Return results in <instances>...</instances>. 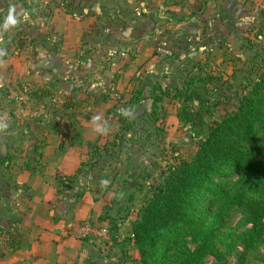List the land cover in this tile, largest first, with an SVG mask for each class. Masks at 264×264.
Instances as JSON below:
<instances>
[{
  "label": "rangeland",
  "instance_id": "obj_1",
  "mask_svg": "<svg viewBox=\"0 0 264 264\" xmlns=\"http://www.w3.org/2000/svg\"><path fill=\"white\" fill-rule=\"evenodd\" d=\"M13 7L18 23L0 29L10 50L0 61V161L12 157L0 179L19 181L27 198L32 188L24 180L33 176L45 199L67 198L56 229L65 237L52 231L47 239L57 256L39 264H139L131 223L168 172L194 158L214 121L238 108L244 87L261 72L264 0H0V22ZM67 8L69 18L53 22ZM207 77L211 85L201 80ZM187 82L197 91L189 104L193 123L179 119L182 104L172 96L152 113L154 87L176 93ZM135 96L140 103H128ZM109 109L132 116L130 134ZM97 124H106L107 133L95 131ZM240 180L237 173L217 182L234 194ZM250 228L243 208L230 210L220 229L229 237L219 245L226 259L203 264H264V245L245 256L234 238ZM44 232L33 234L42 247Z\"/></svg>",
  "mask_w": 264,
  "mask_h": 264
},
{
  "label": "trees",
  "instance_id": "obj_2",
  "mask_svg": "<svg viewBox=\"0 0 264 264\" xmlns=\"http://www.w3.org/2000/svg\"><path fill=\"white\" fill-rule=\"evenodd\" d=\"M33 42L38 43L36 39ZM7 46L8 40L0 42V48L7 53L0 61L7 60L10 52ZM201 80L211 85L214 79ZM189 88L190 82L176 93L154 87L159 95L153 100L152 113L157 114V106L172 96L182 104L179 119L193 123L197 113L192 112L189 104L197 91ZM241 96L238 108L214 121L194 158L168 172L163 184L154 189L138 218L131 223L129 238L139 254V264H203L208 257L224 262L226 256L219 245L225 244L229 237L222 234L221 223L237 207L243 208L251 225L245 234L233 236L244 246L245 256H253L257 245H264V65L257 78L248 81ZM133 97L128 103H140L137 96ZM103 99L105 103L110 101L108 97ZM201 103L209 106L202 97ZM116 110L109 109L107 114L116 119L125 135L130 134L136 122L130 115L116 114ZM7 158L0 161V167L6 162L10 164L12 157ZM237 173L241 180L234 194L226 191L225 184L217 182ZM250 194L257 200L249 199ZM208 197L210 201L206 202ZM110 224L109 232L115 239L118 230L113 221ZM188 239L196 244L194 249L188 246Z\"/></svg>",
  "mask_w": 264,
  "mask_h": 264
},
{
  "label": "crops",
  "instance_id": "obj_3",
  "mask_svg": "<svg viewBox=\"0 0 264 264\" xmlns=\"http://www.w3.org/2000/svg\"><path fill=\"white\" fill-rule=\"evenodd\" d=\"M64 12L62 14L60 12L55 13L53 22L56 23L64 17L69 18L67 10ZM59 28L62 27L59 26ZM23 171H26V169ZM11 173L13 172L11 171ZM20 176L21 181H23L25 178L23 177L22 180V175ZM6 180L8 181L0 179V244H3V247L0 246V264H39L44 260L45 262L50 259L53 260L57 256H54V254H57L56 250L58 249L54 248L52 242L47 239L54 238L52 231L65 237L61 231H56V229H61L59 218L64 219L63 216L67 214L62 209L67 198H55L53 196L45 199L43 195L44 186L35 182L33 176H27V179L24 180L28 183L29 188H32L29 191L30 194L27 195L29 198H25L22 195L21 188L17 186V184H20L19 181H14L11 184L9 179ZM17 199H19V202L14 204L13 201ZM26 223L29 229L32 230L29 235L25 233ZM40 229L45 231L43 235L48 236V238H44L46 239L45 247H42L41 243L43 238L39 239L41 241H35L36 238L33 236L35 230ZM71 233L72 231L67 233L66 236ZM5 241L9 242L4 244Z\"/></svg>",
  "mask_w": 264,
  "mask_h": 264
},
{
  "label": "clouds",
  "instance_id": "obj_4",
  "mask_svg": "<svg viewBox=\"0 0 264 264\" xmlns=\"http://www.w3.org/2000/svg\"><path fill=\"white\" fill-rule=\"evenodd\" d=\"M25 19H27V13H25ZM17 23H18V20L15 16V8L13 7L12 9L9 10V13L7 17L4 19L3 23L0 24V29L8 30L14 27ZM6 54H7L6 50L3 48H0V57L5 56ZM122 115L127 116L129 115V113L127 111H123ZM98 120H99V117L94 118V122ZM95 131L103 135L107 133L108 128L106 124L105 125L97 124ZM105 183L107 182L105 181Z\"/></svg>",
  "mask_w": 264,
  "mask_h": 264
},
{
  "label": "built area",
  "instance_id": "obj_5",
  "mask_svg": "<svg viewBox=\"0 0 264 264\" xmlns=\"http://www.w3.org/2000/svg\"><path fill=\"white\" fill-rule=\"evenodd\" d=\"M108 233V231H105L102 235H106ZM99 233H96V235H98Z\"/></svg>",
  "mask_w": 264,
  "mask_h": 264
}]
</instances>
